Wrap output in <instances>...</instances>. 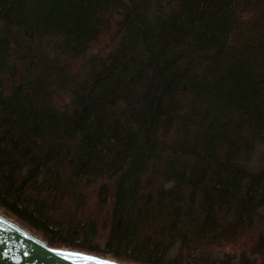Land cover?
<instances>
[{"label":"trees","instance_id":"16d2710c","mask_svg":"<svg viewBox=\"0 0 264 264\" xmlns=\"http://www.w3.org/2000/svg\"><path fill=\"white\" fill-rule=\"evenodd\" d=\"M0 209L126 264H264V0H0Z\"/></svg>","mask_w":264,"mask_h":264},{"label":"water","instance_id":"95a60500","mask_svg":"<svg viewBox=\"0 0 264 264\" xmlns=\"http://www.w3.org/2000/svg\"><path fill=\"white\" fill-rule=\"evenodd\" d=\"M0 264H126L109 257L49 246L40 236L0 213Z\"/></svg>","mask_w":264,"mask_h":264},{"label":"rangeland","instance_id":"374dc122","mask_svg":"<svg viewBox=\"0 0 264 264\" xmlns=\"http://www.w3.org/2000/svg\"><path fill=\"white\" fill-rule=\"evenodd\" d=\"M260 158V155L259 156H256V159ZM0 213L1 214H4L6 216H8L9 218H11L12 220L18 222L15 218H13L12 216H10L8 213H6L3 209H0ZM19 224H21L20 222H18ZM22 225V224H21ZM24 226V225H22ZM26 228V226H24ZM36 234V233H35Z\"/></svg>","mask_w":264,"mask_h":264}]
</instances>
